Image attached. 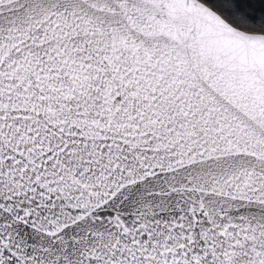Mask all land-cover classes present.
Segmentation results:
<instances>
[{
	"label": "snow or ice",
	"instance_id": "snow-or-ice-1",
	"mask_svg": "<svg viewBox=\"0 0 264 264\" xmlns=\"http://www.w3.org/2000/svg\"><path fill=\"white\" fill-rule=\"evenodd\" d=\"M0 264H264V0H0Z\"/></svg>",
	"mask_w": 264,
	"mask_h": 264
}]
</instances>
